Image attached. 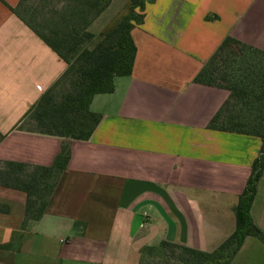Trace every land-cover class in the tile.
Masks as SVG:
<instances>
[{"label":"crops","instance_id":"crops-1","mask_svg":"<svg viewBox=\"0 0 264 264\" xmlns=\"http://www.w3.org/2000/svg\"><path fill=\"white\" fill-rule=\"evenodd\" d=\"M51 1L42 0V9L56 6ZM19 2L0 0V169L4 161L49 165L64 144L16 128L67 68L11 9ZM130 2L115 9L112 0L90 30L111 28ZM228 34L264 49V0L147 4L132 31V74L94 96L90 108L101 121L89 140L70 142L50 209L20 249H0V264H138L146 245L169 240L212 251L233 232L261 140L207 128L228 91L194 82ZM0 202L9 208L0 212L5 244L23 222L26 194L0 184ZM251 215L264 230V170ZM34 234H42L37 245ZM230 264H264V243L246 237Z\"/></svg>","mask_w":264,"mask_h":264},{"label":"trees","instance_id":"trees-1","mask_svg":"<svg viewBox=\"0 0 264 264\" xmlns=\"http://www.w3.org/2000/svg\"><path fill=\"white\" fill-rule=\"evenodd\" d=\"M153 1L131 0L128 11L99 34L89 27L112 0H53L56 6L47 3L43 9L42 0H20L11 7L67 64L16 128L59 137L64 144L49 165L4 161L0 184L24 192L26 204L22 224L0 249H18L15 241L23 240L32 223L41 221L50 209L70 160V142L89 140L102 119L101 113L90 108L94 96L112 93L118 77L132 74L137 54L132 31L143 23L146 6ZM194 82L228 91L207 128L256 136L261 140L260 152L235 208V229L219 246L205 251L161 240L142 248L140 264H230L246 237L255 236L264 243V230L251 215L264 170V49L228 34ZM3 138L0 133V141ZM8 211V205L0 202V212Z\"/></svg>","mask_w":264,"mask_h":264},{"label":"rangeland","instance_id":"rangeland-1","mask_svg":"<svg viewBox=\"0 0 264 264\" xmlns=\"http://www.w3.org/2000/svg\"><path fill=\"white\" fill-rule=\"evenodd\" d=\"M113 2H114V6H112V7H115V9H116V6H120V4H121V6H122V2H123V0H113ZM111 11V10H110ZM126 11H128V8L126 9ZM106 17V15H102V16H100L99 18H98V20H97V22H99V21H101V20H104V18ZM114 24V23H113ZM112 24V25H113ZM26 236V235H25ZM34 236V237H33ZM32 237H33V241H36L35 243H36V245H37V241H41L42 240V234H34ZM11 238H12V236L10 237V240H11ZM225 240V239H224ZM23 243V241L21 240V238L20 239H18V240H16L15 241V244H16V246H18L19 245V249L21 248L20 247V245ZM27 243H28V241H27V239L24 241V248H25V246L27 245ZM27 249V248H26ZM145 256V255H144ZM142 257H143V254H142ZM141 261H142V258H141V260H140V262L138 263V264H140L141 263Z\"/></svg>","mask_w":264,"mask_h":264}]
</instances>
